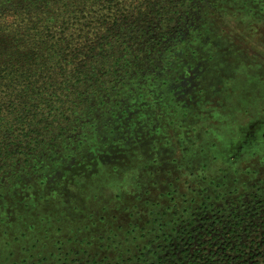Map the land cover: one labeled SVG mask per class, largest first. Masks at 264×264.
<instances>
[{
  "label": "rangeland",
  "instance_id": "374dc122",
  "mask_svg": "<svg viewBox=\"0 0 264 264\" xmlns=\"http://www.w3.org/2000/svg\"><path fill=\"white\" fill-rule=\"evenodd\" d=\"M164 1L109 89L4 162L0 264H205L239 230L264 249V0ZM237 207L253 231L223 230Z\"/></svg>",
  "mask_w": 264,
  "mask_h": 264
},
{
  "label": "trees",
  "instance_id": "16d2710c",
  "mask_svg": "<svg viewBox=\"0 0 264 264\" xmlns=\"http://www.w3.org/2000/svg\"><path fill=\"white\" fill-rule=\"evenodd\" d=\"M164 2L0 4V169L8 157L25 154L22 149L31 142L46 148L49 141L43 144L40 138L55 135L62 120L69 122L91 98L109 89L102 73L119 71L145 25L157 28L153 15L157 7L166 9Z\"/></svg>",
  "mask_w": 264,
  "mask_h": 264
},
{
  "label": "flooded vegetation",
  "instance_id": "af4514ba",
  "mask_svg": "<svg viewBox=\"0 0 264 264\" xmlns=\"http://www.w3.org/2000/svg\"><path fill=\"white\" fill-rule=\"evenodd\" d=\"M255 198H258V196H255ZM238 211H239V207H237V209L235 210V212L233 213L232 216H226V217H230V219H231V221H228L229 222L228 225H231V227L227 226V221L225 218H222V219L218 218L219 219L218 221L223 223V225H224L223 230H226L227 234L236 233L238 231L236 229L241 228L242 225H244L246 227H251L250 231H253L252 227L255 226V223H254L255 219L254 218L258 217L257 215L259 212L255 213V214H251L252 216L249 215L248 213L244 214L245 216H243L242 213H240V212H239V214H237ZM233 220L237 221V222H233ZM178 228H176V231H175L176 237L172 236L171 241H175V240L179 241L180 238H182V240H185V238H183V237H185V235L189 238V241H191L190 239L192 237H190V234L188 232H186L185 230H180ZM228 229H230V230H228ZM240 232H241V230H239V233L237 235H235V237L233 239L225 241L226 243L222 244V246L220 247V251H221L220 253L214 252V250H212L213 252L206 254L202 258L203 260L205 259V261L203 263L207 264L209 260H211L215 257L217 258L216 261H219L220 264H233V261H235V260L240 261L239 264H253V259H255V262H256L257 260H260L261 258H262V261H264V249L260 250L259 248H257L258 246L261 247L262 245L259 243V244H257L258 246L256 245V248H254L255 244H249L248 245L249 241H244V240H245V237L250 236V234L249 235H244V234L242 235V234H240ZM257 235H260V234H257ZM261 237H263V239H264V234ZM241 239H243V240H241ZM262 243H264V241ZM172 244H173V242H172ZM224 245L226 246V248H222V247H224ZM227 248H228V251H227ZM162 249H164V248H162ZM234 253H236L235 255H237V256H235ZM187 257L190 258V256H187ZM160 259H162V260H160ZM250 259H252V260H250ZM159 260L160 261H158V263L165 264V261H168L169 259L168 258L163 259V258L159 257Z\"/></svg>",
  "mask_w": 264,
  "mask_h": 264
},
{
  "label": "clouds",
  "instance_id": "9594fccd",
  "mask_svg": "<svg viewBox=\"0 0 264 264\" xmlns=\"http://www.w3.org/2000/svg\"><path fill=\"white\" fill-rule=\"evenodd\" d=\"M8 19H9V20H11V19H12V17H9Z\"/></svg>",
  "mask_w": 264,
  "mask_h": 264
}]
</instances>
